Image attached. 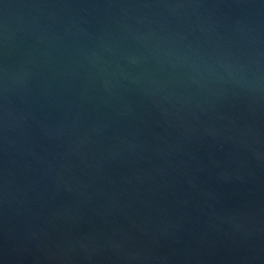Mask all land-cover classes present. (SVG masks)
<instances>
[{"label": "water", "instance_id": "water-1", "mask_svg": "<svg viewBox=\"0 0 264 264\" xmlns=\"http://www.w3.org/2000/svg\"><path fill=\"white\" fill-rule=\"evenodd\" d=\"M0 264H264V0H0Z\"/></svg>", "mask_w": 264, "mask_h": 264}]
</instances>
